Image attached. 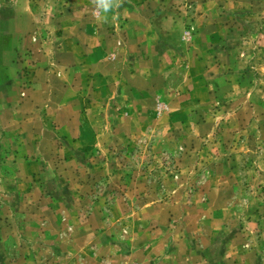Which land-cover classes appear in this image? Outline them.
<instances>
[{
	"label": "rangeland",
	"instance_id": "obj_1",
	"mask_svg": "<svg viewBox=\"0 0 264 264\" xmlns=\"http://www.w3.org/2000/svg\"><path fill=\"white\" fill-rule=\"evenodd\" d=\"M75 1L98 14L97 0H0V21L15 17L10 53L0 25V264L118 263L153 242L164 253L194 247L215 264H264V0H170L186 51L165 71L154 110L85 152L67 150L55 104L22 101L35 64L52 67L55 18ZM199 15L209 30L194 42ZM86 103L65 113L77 114L68 128L95 123ZM161 205L166 217L153 210Z\"/></svg>",
	"mask_w": 264,
	"mask_h": 264
},
{
	"label": "crops",
	"instance_id": "obj_2",
	"mask_svg": "<svg viewBox=\"0 0 264 264\" xmlns=\"http://www.w3.org/2000/svg\"><path fill=\"white\" fill-rule=\"evenodd\" d=\"M202 1L197 0L196 5L207 4ZM169 2L110 0L113 6L109 11L99 7L98 14H95V4L87 2L80 5L75 1L69 11L55 18L59 35L54 36V62L52 67L35 64V72L22 101L33 105L35 111L42 104L57 106L55 120L60 122L58 117H63L59 123V136L67 142L68 151L104 150L109 147L107 141L111 134L126 136L134 132L130 126L139 115L137 113L154 110V97L160 88L167 86L165 71L173 67L174 55L182 56L186 51L182 41H175L173 37L180 39L184 24L165 10ZM97 3L99 6L100 0ZM83 6H87L86 10H82ZM13 18L9 15L0 21V25L4 24L7 29L4 42L7 53L12 52L10 49L14 47L15 34L9 32L10 24L15 20ZM198 19L204 23L196 27L194 42L203 41L209 30L205 27V19L200 15ZM32 20L35 25L34 19L26 21L28 30L34 27ZM219 20L216 17L210 22L220 24ZM166 25H170L168 29ZM30 31L28 44L36 38ZM196 53L200 55L193 49L192 55ZM81 97H86L87 108L91 109L86 122L91 119L95 123L84 130L78 125L68 128V120L75 119L77 114L72 118L64 115L66 112L80 113L82 107L78 105ZM179 102V99H172L169 104ZM110 112L115 114V121L118 122L113 130L107 125ZM62 148L66 147L63 145ZM153 210H162L165 217L169 214V206L166 205L156 206ZM206 239L207 235L202 236L200 242L206 245ZM166 247L163 243L153 242L140 253L124 254L118 263H106L121 264L126 260H135L138 264H215L214 259L202 257L200 250L194 247L183 249L178 245L164 253ZM245 262L248 263L247 260Z\"/></svg>",
	"mask_w": 264,
	"mask_h": 264
},
{
	"label": "clouds",
	"instance_id": "obj_3",
	"mask_svg": "<svg viewBox=\"0 0 264 264\" xmlns=\"http://www.w3.org/2000/svg\"><path fill=\"white\" fill-rule=\"evenodd\" d=\"M110 0H100L99 7L103 8L106 12L112 8Z\"/></svg>",
	"mask_w": 264,
	"mask_h": 264
}]
</instances>
